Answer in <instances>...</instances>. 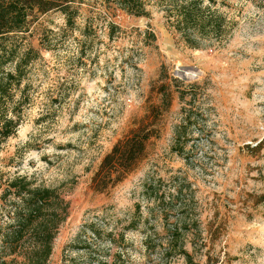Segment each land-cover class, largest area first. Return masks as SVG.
I'll return each instance as SVG.
<instances>
[{
    "label": "rangeland",
    "instance_id": "rangeland-1",
    "mask_svg": "<svg viewBox=\"0 0 264 264\" xmlns=\"http://www.w3.org/2000/svg\"><path fill=\"white\" fill-rule=\"evenodd\" d=\"M146 1L148 15L134 16L84 0L74 30L58 12L42 16L32 42L40 48L47 34L52 49H41L23 82L29 102L0 150L3 180L27 176L68 200L48 264L118 256L123 264H264V0H215L224 31L192 33L197 47L174 29L169 6ZM161 80L172 85L174 101L154 125L146 157L123 182L96 191L103 156L151 123ZM184 107L193 117L177 138ZM149 184L164 199L159 207L146 198ZM180 191L183 201L172 196L170 209ZM181 203L192 260L166 258L145 243L148 236L165 242Z\"/></svg>",
    "mask_w": 264,
    "mask_h": 264
},
{
    "label": "trees",
    "instance_id": "trees-1",
    "mask_svg": "<svg viewBox=\"0 0 264 264\" xmlns=\"http://www.w3.org/2000/svg\"><path fill=\"white\" fill-rule=\"evenodd\" d=\"M102 1L115 3L116 7L134 16L148 15L146 0ZM160 1L171 8L169 11L175 16L174 29L184 35L191 47L198 46L191 37L192 33L205 37L212 34L219 36L224 31L222 17L212 8L215 0H207V5L205 0ZM83 3L84 0H0V150L22 123L23 111L29 102V88L28 85L23 86V82L28 78L31 66L40 57L42 48L52 49L48 37L46 42L42 39L47 34L40 38V48L32 42L41 26L40 19L58 12L64 17L66 28L74 30ZM154 87L161 98L158 105L150 107L151 123L140 125L127 137L117 141L103 156L92 179L96 191L105 192L123 182L146 157L150 139L158 136L159 130L154 125L172 107L174 92L172 85L163 80ZM177 92L180 100L186 101V92L179 89ZM187 109L182 108L185 117L175 126L177 138L191 125L193 115ZM3 178L0 172V210L3 217H7L6 221H0V264H48L55 238L69 215L68 200L58 188L38 185L27 176ZM180 194L181 191L171 195L168 201L171 208H167L172 209L183 201ZM146 198L155 203L157 201V207L164 201L152 184L146 188ZM261 200H264V195ZM184 207L185 204L181 203L179 209H182L183 215L167 226L165 242L157 243L148 236L145 241L147 249L155 251L161 248L166 258L180 254L192 260V254L185 248L184 236L190 218L184 214ZM163 208L167 218L171 210ZM150 210L152 212L154 208ZM72 262L76 260L72 259ZM86 264H123V260L121 256L112 260L102 259L97 263L90 259Z\"/></svg>",
    "mask_w": 264,
    "mask_h": 264
}]
</instances>
